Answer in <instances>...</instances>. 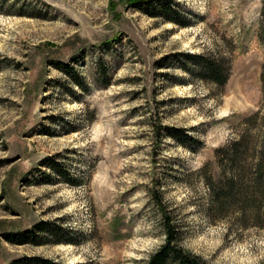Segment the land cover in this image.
Returning <instances> with one entry per match:
<instances>
[{
  "label": "rangeland",
  "instance_id": "rangeland-1",
  "mask_svg": "<svg viewBox=\"0 0 264 264\" xmlns=\"http://www.w3.org/2000/svg\"><path fill=\"white\" fill-rule=\"evenodd\" d=\"M136 1L0 0V264H146L166 212L201 261L264 264V201L206 212L245 118L264 126V0ZM194 54L228 61L222 87Z\"/></svg>",
  "mask_w": 264,
  "mask_h": 264
},
{
  "label": "trees",
  "instance_id": "trees-1",
  "mask_svg": "<svg viewBox=\"0 0 264 264\" xmlns=\"http://www.w3.org/2000/svg\"><path fill=\"white\" fill-rule=\"evenodd\" d=\"M1 11H3L2 7H0ZM188 58L196 65V75L200 79L212 82L219 87L226 83L229 76L228 61L223 58L197 54L188 55ZM257 115L258 113H254L245 118L246 127L243 134L231 141L227 151L224 152L225 171L228 173L226 179L219 184L211 173L207 176L210 202L206 212L213 219L216 216L222 218L225 215L222 212L223 207L231 205V202L239 209L240 216L244 218L247 213L255 216L260 212V202L264 201V126L259 125L261 129L257 130V136L250 134L251 128L258 126L251 123ZM247 160L250 162L247 163ZM158 204L162 205L159 199ZM163 215L165 241L150 256L146 264H207L198 256L184 251L179 241V228L169 216V212ZM46 229V223L41 222L31 230H26L19 235L8 233L4 235V238L12 244H39L36 240L37 235L44 233ZM14 263L59 264L51 259L38 256L26 257L25 260L18 259Z\"/></svg>",
  "mask_w": 264,
  "mask_h": 264
}]
</instances>
